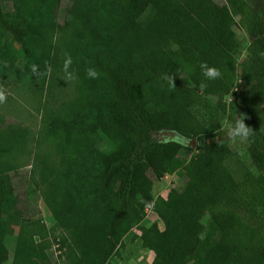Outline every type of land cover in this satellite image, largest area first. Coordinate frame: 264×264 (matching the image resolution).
<instances>
[{"label": "trees", "instance_id": "trees-1", "mask_svg": "<svg viewBox=\"0 0 264 264\" xmlns=\"http://www.w3.org/2000/svg\"><path fill=\"white\" fill-rule=\"evenodd\" d=\"M236 25L248 42L240 64ZM6 37L20 60L2 47ZM65 53L81 83L65 80ZM202 62L222 77L206 80ZM46 63L50 76L32 72ZM17 64L24 71L15 73L46 86L53 101L43 139L56 160L34 158L55 226L67 233L60 241L67 264H106L151 204L164 226L142 228L153 264H264V18L249 0H0V73ZM89 67L98 79L88 78ZM183 74L189 86L180 83ZM64 83L72 95L61 99ZM78 88L82 105L67 108ZM240 114L254 134L243 143L251 163L235 178L223 161L243 144L229 142L223 121ZM195 139L201 143L188 161L171 157L191 151ZM25 153L0 146V258L15 224L12 264H44V225L15 220L21 201L9 174ZM174 171L186 177L182 190L152 203L153 179Z\"/></svg>", "mask_w": 264, "mask_h": 264}, {"label": "rangeland", "instance_id": "rangeland-1", "mask_svg": "<svg viewBox=\"0 0 264 264\" xmlns=\"http://www.w3.org/2000/svg\"><path fill=\"white\" fill-rule=\"evenodd\" d=\"M254 9L264 18V0H249ZM67 3L62 2L58 10L57 22L60 25L64 24L65 11ZM8 8V7H6ZM239 18H236L238 21ZM238 39L242 42L243 48L238 55V63L244 59L246 55L245 47L247 45V38L241 31L238 25L233 27ZM4 48H10L17 59L21 56L15 42L9 37L1 41ZM19 62V61H18ZM18 70L13 72L0 73V85L7 89V101L0 104V146L14 148H22L27 150L24 156H18L16 160V170L11 172L10 178L13 185L16 186V192L21 201V216L17 217V222L20 223L22 219L27 221H36L39 226L44 225L46 229L45 243L47 244V253L49 261L44 264H67L65 253L67 248H62V254L58 261H56L50 250L49 240L54 239L61 241L62 237L67 238V233L55 226V221L46 205V191L41 181L42 165L34 158L37 153L41 158L50 157L53 160L54 154L47 143L43 139L44 127L47 125V112L50 109L53 101L49 96L47 87H41L40 83H33L31 79L24 74L15 73V71H24L22 66L17 64ZM239 69V66L237 67ZM77 72V71H74ZM74 79L77 83H81L82 78L79 74L75 75ZM183 85H190V81L183 74L179 78ZM60 98L63 99L72 95V89L67 83L62 85ZM83 90L77 89V96L70 100L67 108H75L82 105ZM215 101L214 98H211ZM57 102H60L57 100ZM53 107V105H52ZM201 141L194 140V147L191 151L182 150L175 152L171 157L178 159H185L188 161L198 151ZM191 146V144H190ZM102 148H106L103 146ZM10 149V148H9ZM246 146L236 148L224 157L223 164L232 172L235 178H238L244 169L250 165V159L245 152ZM56 160V158H55ZM21 181V182H20ZM186 181V177L180 171L167 173L160 180L153 179L152 184V203L159 198L166 199L168 193L175 189L182 190ZM26 221V220H24ZM209 221L207 215L201 218V224L206 227ZM156 224L158 230H164L162 221L157 214L152 211V204L147 206L145 210V217L142 221L135 223L128 233L122 238L121 245H119L115 253L108 259L106 264H153L154 253L149 249L143 247L141 241L142 228H149ZM38 226V225H37ZM19 226L13 224L10 232L7 234L4 244L7 249L6 255L0 258V264H12L13 253L16 242L19 238ZM40 242V237L35 235L33 237V245Z\"/></svg>", "mask_w": 264, "mask_h": 264}, {"label": "clouds", "instance_id": "clouds-1", "mask_svg": "<svg viewBox=\"0 0 264 264\" xmlns=\"http://www.w3.org/2000/svg\"><path fill=\"white\" fill-rule=\"evenodd\" d=\"M72 57L69 53H65V59L63 64V71L65 73V80H74L76 79L73 72L69 71L71 65H72ZM31 70L34 74L37 76H50L52 72V67L49 64H45V70L43 72H40L38 70V65L33 64L31 66ZM200 70L203 75V77L206 80H216L222 77V73L220 69L216 67H210L206 62H202L200 64ZM86 73L88 78L90 79H98L100 76V73L97 71L94 67H89L86 69ZM163 79H166L169 87L172 89H175V78L173 76H169L165 74ZM200 89H206L207 84L203 81L198 86ZM7 89L0 85V104H4L7 101ZM246 117L242 114L237 115L236 117L232 119L225 118L223 121V127L226 130V135L230 143L236 144V143H247L249 142L250 138L253 136L254 131L252 128L246 125L245 123Z\"/></svg>", "mask_w": 264, "mask_h": 264}, {"label": "built area", "instance_id": "built-area-1", "mask_svg": "<svg viewBox=\"0 0 264 264\" xmlns=\"http://www.w3.org/2000/svg\"><path fill=\"white\" fill-rule=\"evenodd\" d=\"M50 250L53 258L58 261L62 250L60 249V242L58 240L50 239L49 240Z\"/></svg>", "mask_w": 264, "mask_h": 264}, {"label": "water", "instance_id": "water-1", "mask_svg": "<svg viewBox=\"0 0 264 264\" xmlns=\"http://www.w3.org/2000/svg\"><path fill=\"white\" fill-rule=\"evenodd\" d=\"M161 135H163L164 138H168V139H174V138L179 139L178 136L173 132H163L161 133ZM191 147H194V140L191 141Z\"/></svg>", "mask_w": 264, "mask_h": 264}]
</instances>
